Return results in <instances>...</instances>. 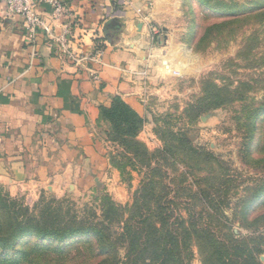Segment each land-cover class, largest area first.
Returning <instances> with one entry per match:
<instances>
[{
    "label": "rangeland",
    "instance_id": "1",
    "mask_svg": "<svg viewBox=\"0 0 264 264\" xmlns=\"http://www.w3.org/2000/svg\"><path fill=\"white\" fill-rule=\"evenodd\" d=\"M175 10L156 29L166 60L143 76L146 117L131 133L105 120L117 182L96 175L90 188L26 191L0 184V193L39 208L95 204L99 214L110 196L121 205L120 226L110 230L114 239L123 234L118 264L158 255L175 264H264V199L253 197L264 188V0H180ZM152 221L166 251L146 246L155 242Z\"/></svg>",
    "mask_w": 264,
    "mask_h": 264
},
{
    "label": "crops",
    "instance_id": "2",
    "mask_svg": "<svg viewBox=\"0 0 264 264\" xmlns=\"http://www.w3.org/2000/svg\"><path fill=\"white\" fill-rule=\"evenodd\" d=\"M63 1L72 16L53 22L48 4L39 12L56 32L70 25L75 52L91 54L100 44L101 62L67 61L42 31L33 39L0 0V184L11 190L90 188L96 175L117 182L101 108L119 96L146 117L143 72L155 74L166 60L156 29L176 17L180 0Z\"/></svg>",
    "mask_w": 264,
    "mask_h": 264
},
{
    "label": "trees",
    "instance_id": "3",
    "mask_svg": "<svg viewBox=\"0 0 264 264\" xmlns=\"http://www.w3.org/2000/svg\"><path fill=\"white\" fill-rule=\"evenodd\" d=\"M260 114L264 115V112ZM258 116L259 114L256 115ZM101 119L111 120L118 127V133L121 130L131 133L143 121L119 96L113 99L111 106L101 108ZM107 139L109 140V136ZM254 194V201L261 202L264 199V188ZM0 197V207L3 209L0 218V264H118L114 259L119 245L123 242V234L120 233L114 239L110 230L115 222L120 226L121 205L110 196L105 195V207L101 208V214L95 204H85L80 209L72 204L65 209V201H61L57 209L50 206L49 202L39 208L40 203L37 202L33 206H25L20 198H10L3 193H0ZM158 220L161 228L154 221L150 224V232L154 234L150 241L155 239V242L146 241V246L157 245L163 252L166 248L162 247L165 244L161 240L160 229L165 227L167 220L162 214ZM131 235V246L139 247V237L136 234ZM51 240L60 242L55 244ZM11 251L14 253L9 255ZM147 258L134 257V260H141L146 264L176 262L169 255L165 259L159 255Z\"/></svg>",
    "mask_w": 264,
    "mask_h": 264
},
{
    "label": "built area",
    "instance_id": "4",
    "mask_svg": "<svg viewBox=\"0 0 264 264\" xmlns=\"http://www.w3.org/2000/svg\"><path fill=\"white\" fill-rule=\"evenodd\" d=\"M6 3L7 15L19 16L22 18L25 31L35 39L38 31H42L48 39L56 44L58 53L67 61L73 63L81 62H101L104 48L100 44H95L94 52L91 54H79L75 52L70 45L71 28L70 25H64L62 31L56 32L52 23L39 12L43 4H48L52 8L50 12L51 21H58L62 15L72 16L69 8L63 0H3ZM92 73V72H91ZM147 72L144 71L143 75ZM98 80L99 74L96 71L92 73Z\"/></svg>",
    "mask_w": 264,
    "mask_h": 264
}]
</instances>
